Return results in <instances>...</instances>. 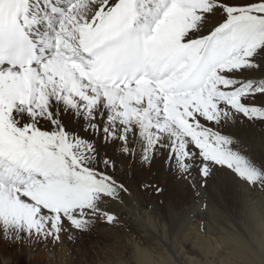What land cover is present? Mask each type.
<instances>
[{
  "label": "snow or ice",
  "instance_id": "6c2138e0",
  "mask_svg": "<svg viewBox=\"0 0 264 264\" xmlns=\"http://www.w3.org/2000/svg\"><path fill=\"white\" fill-rule=\"evenodd\" d=\"M234 117L264 122V0H0V237L19 250L116 224L110 203L165 139L191 138L204 179L214 164L264 185L216 130Z\"/></svg>",
  "mask_w": 264,
  "mask_h": 264
},
{
  "label": "rangeland",
  "instance_id": "374dc122",
  "mask_svg": "<svg viewBox=\"0 0 264 264\" xmlns=\"http://www.w3.org/2000/svg\"><path fill=\"white\" fill-rule=\"evenodd\" d=\"M254 73H256L257 77L261 74L259 72ZM256 103H260L259 98ZM233 119L235 123L227 129L225 128L227 132L221 130V132L223 131L222 134H228L230 131L233 132L237 130L246 137L253 134L258 135L260 139L258 143H260L262 148V151L260 150L262 154L255 152L253 150L254 147H250L253 146L251 140L249 143L246 141H244L243 144L234 143L232 148L233 150L242 151L241 153L249 158L255 165L264 166V122H250L243 117H234ZM201 122L208 127H215L212 123L203 120H201ZM184 135L187 136V133H184ZM233 138L235 139L236 136L234 135ZM245 143L248 144V146H245ZM183 144L185 148L181 149L180 144L177 143L174 138L170 140L165 139L157 149L156 158L154 160H157V156L161 155L160 150L169 145L171 146L169 155L173 165L175 164V156L172 155V153L174 151H180L181 154H183L184 151H187L190 156L188 163L191 167L189 171L187 173H181L174 166L172 170L170 167L168 172L171 176L163 185L162 182L155 177L151 168H148V170L146 168L134 169V175L130 181L134 194L139 193L145 202L155 204L161 209L172 207L178 211H182L186 205H189L197 219L211 224L209 235L215 236L217 239L230 235L238 241L242 240L244 243H248L255 247L253 244V234L256 236H260L261 234L256 231L257 228L251 223L249 214L256 211V213H260V218L264 219V185H250L246 181L239 179L231 170L227 169L226 166H217L214 164L209 165L211 172L208 178H202L199 172L202 164L198 149H195L194 145H192L190 137L183 140ZM248 148L253 151H250ZM142 180L153 185H158L162 191L157 194L154 187L140 190L138 184ZM202 204H207L217 211L218 215L215 223H211L208 217L201 213L200 206ZM109 207L110 210L114 211L116 214L120 212L119 202H111ZM171 220L172 219H168L166 221L168 227ZM172 225L169 227L170 232L175 231H171ZM104 226L105 225L100 223L96 225L92 231L87 233H80L73 230L72 235L78 237L76 242L73 243L69 241L67 239V234H64L63 241L74 253L77 252V250L81 252L90 251L92 248L106 241V236L102 230ZM124 229L136 235L137 238L145 244L151 243L153 237L159 238L156 234L151 233L150 230L148 236L141 235L131 223L122 225L121 231ZM227 232L229 234H227ZM187 246L186 244V247ZM40 252L41 245L39 244L33 245L32 247L21 246L18 250L16 247L9 246L8 241L0 237V264H42V261L38 258Z\"/></svg>",
  "mask_w": 264,
  "mask_h": 264
},
{
  "label": "clouds",
  "instance_id": "9594fccd",
  "mask_svg": "<svg viewBox=\"0 0 264 264\" xmlns=\"http://www.w3.org/2000/svg\"><path fill=\"white\" fill-rule=\"evenodd\" d=\"M119 205L117 223L102 229L106 236L103 244L74 253L63 240H52L39 244V260L42 264H264V221L261 235L253 234V247L230 235L219 239L209 235L211 224L197 219L189 205L182 211L161 209L134 192L125 194ZM200 207L201 213L215 223L217 211L207 204ZM168 219L178 221L175 231H169ZM100 223L94 222L88 232ZM127 223L141 235L148 236L150 230L159 238L153 237L151 243L145 244L127 229L121 231ZM77 239L73 235L71 241L75 243Z\"/></svg>",
  "mask_w": 264,
  "mask_h": 264
},
{
  "label": "bare ground",
  "instance_id": "6f19581e",
  "mask_svg": "<svg viewBox=\"0 0 264 264\" xmlns=\"http://www.w3.org/2000/svg\"><path fill=\"white\" fill-rule=\"evenodd\" d=\"M248 75H251V76H255V77H257V75H256V73H250V74H248ZM260 75H262V73L260 74ZM214 128H216V126L214 127ZM216 130H218V131H221V130H223V131H225V132H227L226 130H225V128L224 127H220V128H216ZM223 131H222V133H223ZM229 133H235V134H237L239 137H241L244 141H246L247 143H249V141L251 140V142L253 143V146H250L251 148L252 147H254V151L255 152H259V154H262L261 153V151H262V148H261V146H260V143H258L259 141H260V139H259V136L258 135H256V134H253V135H251V136H248V137H246V136H244V135H242V134H240L237 130L236 131H233V132H229ZM228 133V134H229ZM227 134V133H226ZM255 140H254V139ZM258 138V139H257ZM243 144V143H242ZM245 146H248V144H246L245 143ZM246 148V147H245ZM170 149H171V146H169L168 145V147H166V148H163V149H161L160 151H161V155H158L157 157H158V159L157 160H154L153 161V163H152V166L150 167L151 168V170H153L152 172L155 174V177H157V179L158 180H160L161 182H162V184L164 185L165 184V182L166 181H168L169 180V177L171 176V175H169V168L171 167V170H172V167H173V163H171V160H170V155H169V151H170ZM249 149V148H248ZM241 150V149H240ZM250 150V149H249ZM252 150V149H251ZM250 150V151H251ZM252 150V151H253ZM261 150V151H260ZM242 152V151H241ZM257 156V155H256ZM249 157V156H248ZM147 170H148V168H146ZM217 180H220V179H217ZM223 180H225V179H223ZM263 216V215H262ZM264 217V216H263ZM249 218H250V221H251V223L255 226V228H257L256 229V231L257 232H259L260 234H261V229H260V225H261V222L262 221H264V219H261L260 218V213H256V211L255 212H253V213H250L249 214ZM177 223H178V221L177 220H175V219H172L171 220V223H170V225H169V227H171V225H172V229H171V231L172 230H175L176 229V227H177ZM227 234H229L228 232H227ZM259 234V235H260ZM240 241V240H239ZM241 243H244L242 240L240 241ZM194 251V250H193Z\"/></svg>",
  "mask_w": 264,
  "mask_h": 264
}]
</instances>
